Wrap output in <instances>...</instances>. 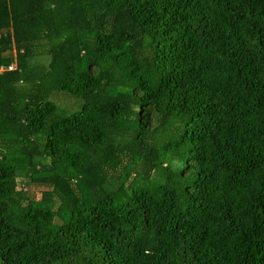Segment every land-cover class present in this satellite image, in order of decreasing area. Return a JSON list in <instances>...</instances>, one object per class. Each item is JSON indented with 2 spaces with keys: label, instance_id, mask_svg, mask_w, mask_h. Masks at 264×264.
<instances>
[{
  "label": "trees",
  "instance_id": "obj_1",
  "mask_svg": "<svg viewBox=\"0 0 264 264\" xmlns=\"http://www.w3.org/2000/svg\"><path fill=\"white\" fill-rule=\"evenodd\" d=\"M11 63L0 264H264V0H0Z\"/></svg>",
  "mask_w": 264,
  "mask_h": 264
},
{
  "label": "rangeland",
  "instance_id": "obj_2",
  "mask_svg": "<svg viewBox=\"0 0 264 264\" xmlns=\"http://www.w3.org/2000/svg\"><path fill=\"white\" fill-rule=\"evenodd\" d=\"M28 192L29 194L33 197V198H38L39 197V191H40V187H36V186H32V185H29L28 187Z\"/></svg>",
  "mask_w": 264,
  "mask_h": 264
},
{
  "label": "built area",
  "instance_id": "obj_3",
  "mask_svg": "<svg viewBox=\"0 0 264 264\" xmlns=\"http://www.w3.org/2000/svg\"><path fill=\"white\" fill-rule=\"evenodd\" d=\"M14 68V63H11L7 66H4V65H0V72L3 71V70H11Z\"/></svg>",
  "mask_w": 264,
  "mask_h": 264
}]
</instances>
